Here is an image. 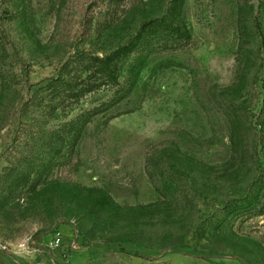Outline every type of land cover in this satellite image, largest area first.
Returning a JSON list of instances; mask_svg holds the SVG:
<instances>
[{
  "label": "rangeland",
  "instance_id": "rangeland-1",
  "mask_svg": "<svg viewBox=\"0 0 264 264\" xmlns=\"http://www.w3.org/2000/svg\"><path fill=\"white\" fill-rule=\"evenodd\" d=\"M154 20L117 84L54 87ZM262 210L264 0H0V264H264Z\"/></svg>",
  "mask_w": 264,
  "mask_h": 264
},
{
  "label": "trees",
  "instance_id": "trees-1",
  "mask_svg": "<svg viewBox=\"0 0 264 264\" xmlns=\"http://www.w3.org/2000/svg\"><path fill=\"white\" fill-rule=\"evenodd\" d=\"M157 22V20H154L142 25L135 38L133 37L132 40L117 47L110 53L101 56L87 55L81 57L78 61L79 65H81V74L78 76L70 74L71 76L68 80H62L61 82L56 83L54 87L59 91L68 92L69 95L79 96L84 91L88 92L98 88L101 83L117 84V68L119 63L127 58L131 52L143 49V30L144 32L152 30V28H147L146 30V27L150 25V23L156 24ZM157 27L158 31L162 32L165 39H163V36L162 38L158 37V40L156 39L157 41L150 42L151 44L158 42L159 45H163L162 43H167L169 39L178 41L179 44H182L186 43L188 41L187 39H189V32L183 31L179 26L176 27L173 24L165 23L164 26L160 25ZM147 43H149L148 40ZM167 45L168 44H166V46ZM84 72L87 73L85 77H83ZM97 83L99 84L97 85ZM119 91L120 89L117 88L115 94L109 101L83 112L74 119L64 122L62 124V136L60 137V139L63 140V145H66L67 148L73 149L79 140L80 133H82L83 129L91 119L119 103L121 99L127 95L129 89H126L123 93H120ZM52 159H54V157ZM262 212L264 213V210H262Z\"/></svg>",
  "mask_w": 264,
  "mask_h": 264
}]
</instances>
